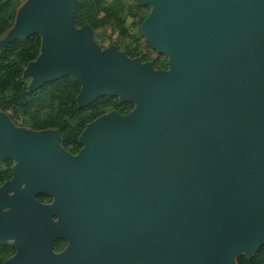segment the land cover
Listing matches in <instances>:
<instances>
[{"label":"water","instance_id":"95a60500","mask_svg":"<svg viewBox=\"0 0 264 264\" xmlns=\"http://www.w3.org/2000/svg\"><path fill=\"white\" fill-rule=\"evenodd\" d=\"M77 0H27L0 49L39 36L28 92L70 77L76 102L135 107L86 125L73 156L57 131L0 112L3 264H237L264 244V0H137L168 70L102 50ZM52 201L40 203L36 196ZM67 243L59 253L56 241Z\"/></svg>","mask_w":264,"mask_h":264},{"label":"trees","instance_id":"16d2710c","mask_svg":"<svg viewBox=\"0 0 264 264\" xmlns=\"http://www.w3.org/2000/svg\"><path fill=\"white\" fill-rule=\"evenodd\" d=\"M18 7L17 0H0V39L12 27ZM74 11L76 26L89 25L93 31L108 25L110 15L115 14L114 8L105 10L101 1L91 0H79ZM40 45V37L31 36L19 38L0 51V111L10 113L13 120L27 129L57 131L62 147L74 155L80 148L79 137L87 124L109 111L126 115L129 108L106 97L90 106L79 107L76 98L80 86L70 77L47 83L29 93L22 71L37 58ZM50 106L53 109L47 112ZM45 113L48 116L44 117ZM24 115H27V119L22 118ZM10 167L9 162L0 163V185L11 178ZM38 200L50 202L44 196L38 197ZM63 247L62 241H56L53 245L55 252H60ZM11 253L13 250L8 245L0 248V264L9 259ZM237 264H264V244L251 257H240Z\"/></svg>","mask_w":264,"mask_h":264},{"label":"rangeland","instance_id":"374dc122","mask_svg":"<svg viewBox=\"0 0 264 264\" xmlns=\"http://www.w3.org/2000/svg\"><path fill=\"white\" fill-rule=\"evenodd\" d=\"M26 1L27 0H17V2L19 3V7H18L16 13L18 12V10L21 8V6ZM91 1H101L103 3V8L105 10H108L109 8L115 9V14L112 13L113 15L112 14L110 15L111 18L109 19L108 25H106L100 29H97L96 31L92 30L93 40L102 50H105V49L109 48L110 46H113L117 49V51L125 53L130 59H136L137 58L140 60L141 63H152L155 70H161V71L168 70L167 58L164 55L159 54L152 47H150L141 35V31H140L141 25L143 24V22L147 19V17L150 14L151 9L149 6H144V7L138 6L137 0H91ZM78 2H79V0H77V3L75 4V6L78 4ZM75 6H74V8H75ZM15 17H16V15H15ZM144 18H145V20H143ZM14 21H15V19H14ZM13 24H14V22H13ZM75 27L76 28H82V27L76 26V20H75ZM6 34L0 40H2L6 36ZM1 50L2 49H0V51ZM39 52H40V50H39ZM27 65L25 66V68L22 71V78H23V72L26 69ZM24 80H26L25 85L28 89L29 84L31 82V79L27 78ZM102 98H105V97H102ZM106 98H108V97H106ZM111 99H115L118 101V99H116V98H111ZM124 105H127L129 108V111L126 115H128L132 111V109L135 107L133 104H124ZM52 109H53V106H50L48 108L47 112L52 111ZM0 112H2V111H0ZM110 112H112V111H109L107 113H110ZM2 113H4V112H2ZM107 113H105V114H107ZM4 114L10 119V121L16 127L23 128L25 130H31V129H27V128L23 127L20 122H16L15 120H13L11 118L10 113H4ZM105 114H103V115H105ZM126 115H123V116H126ZM43 116L46 117V116H48V114L45 113V114H43ZM22 118L27 119V115L22 116ZM31 131H34V130H31ZM41 131H54V130L46 129V130H41ZM79 145H80V148L76 152V154H74V155H77L78 152L81 150L82 146L80 143H79ZM60 146L62 147L61 143H60ZM65 151H67V150H65ZM5 162H9V164L11 166L10 167V173H11V177H12L11 169H12L14 163L11 160L0 161L1 164H4ZM10 179L11 178H9L7 181H9ZM7 181H5L3 184H1L0 187H2ZM41 196H44V195H41ZM44 197L50 199L47 196H44ZM42 203H48V202L46 200H44ZM7 245L13 250V253H11V255H9L12 257L15 253V250L11 247L9 242L3 246H0V248L5 247Z\"/></svg>","mask_w":264,"mask_h":264},{"label":"flooded vegetation","instance_id":"af4514ba","mask_svg":"<svg viewBox=\"0 0 264 264\" xmlns=\"http://www.w3.org/2000/svg\"><path fill=\"white\" fill-rule=\"evenodd\" d=\"M73 156H75V155H73ZM40 196H41V195H38V196L35 197L36 200H37L38 202H40V201L38 200V197H40ZM51 201H52V200H50V202H48V203H44V204H50ZM40 203H42V202H40ZM59 241H62V242L64 243V247H63V249L61 250V251H63V250L65 249L67 243H66L65 241H63V240H59ZM61 251H60V252H61ZM57 253H59V252H57Z\"/></svg>","mask_w":264,"mask_h":264}]
</instances>
